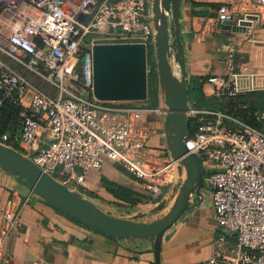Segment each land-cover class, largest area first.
Returning <instances> with one entry per match:
<instances>
[{
  "label": "built area",
  "instance_id": "2783aa9c",
  "mask_svg": "<svg viewBox=\"0 0 264 264\" xmlns=\"http://www.w3.org/2000/svg\"><path fill=\"white\" fill-rule=\"evenodd\" d=\"M3 15L10 19L0 24V107L9 102L20 110L19 134L6 132L0 144L12 148L18 142L22 155L71 191L70 184L85 188L88 172L113 163L157 206L162 188L181 178L168 154L149 152L147 134L136 124L141 116H164L163 107L99 101L92 94L94 44L139 43L154 51L150 0H0V20ZM212 18L219 26L251 23L225 43V75L206 80L212 96L234 103L241 94L264 91V69L236 72L234 65L241 47L259 43L250 30L264 23V0L221 4ZM237 109L187 111L185 145L200 160L219 229L208 264H264V106L253 116L254 125ZM20 209L13 198L0 208V264L11 259L5 241L19 224Z\"/></svg>",
  "mask_w": 264,
  "mask_h": 264
},
{
  "label": "crops",
  "instance_id": "0c3cea01",
  "mask_svg": "<svg viewBox=\"0 0 264 264\" xmlns=\"http://www.w3.org/2000/svg\"><path fill=\"white\" fill-rule=\"evenodd\" d=\"M253 1L180 0V40L184 47L188 78L225 75L224 45L239 34L221 30L213 22L214 11L221 4L236 7ZM250 31L259 43L250 50L241 47L239 51L247 55L248 60L244 65L247 72H256L264 69V28L255 25ZM202 92L208 99L225 103V99L218 100L212 96V86L206 82ZM163 120L164 116H141L136 124L139 130L147 134L146 148L160 158L167 155ZM101 177L139 193H146L140 188L139 182L122 168L105 162L100 171L88 172L85 189L108 201L114 199L100 187ZM175 185L173 181L162 188L159 202L171 195ZM202 192L201 202L164 234L160 264H208L214 255V242L219 229L211 199L205 190ZM205 196L208 202L204 201ZM12 198L21 203V209L19 224L5 241V253L11 258L7 264H155L149 239L110 238L85 228L32 194L16 177L0 169V208ZM193 202L197 203V200L193 199ZM154 208L151 202L147 209L136 210L132 214L142 213L143 217L138 221L151 222L158 219L148 217L151 213H159ZM1 222L0 213V226Z\"/></svg>",
  "mask_w": 264,
  "mask_h": 264
},
{
  "label": "water",
  "instance_id": "95a60500",
  "mask_svg": "<svg viewBox=\"0 0 264 264\" xmlns=\"http://www.w3.org/2000/svg\"><path fill=\"white\" fill-rule=\"evenodd\" d=\"M179 8L180 0H150L158 86L164 110L166 150L170 159L177 164L181 178V183L172 190L173 203L162 217L151 222H142L138 221L143 217L142 213L130 218L113 216L42 172L21 153L0 144L2 171L16 177L32 194L90 230L110 238L149 239L155 264H160V247L164 234L201 202L204 190L200 160L195 154H188L185 145L189 78L184 47L180 40ZM81 18L82 16L79 20ZM250 26L249 22H240L237 26L223 23L220 28L233 34H243L245 27ZM91 50L92 94L95 99L124 102L147 100V49L144 44H94ZM173 63L179 68L178 77L173 72ZM165 204L162 200L154 210H163Z\"/></svg>",
  "mask_w": 264,
  "mask_h": 264
},
{
  "label": "trees",
  "instance_id": "16d2710c",
  "mask_svg": "<svg viewBox=\"0 0 264 264\" xmlns=\"http://www.w3.org/2000/svg\"><path fill=\"white\" fill-rule=\"evenodd\" d=\"M262 28H264V23L262 24ZM152 55H153V59L155 60L154 51L152 50V48H148L147 58L151 57ZM208 78L209 76H191L189 78V88H188L189 106L194 109H214V110H222V111L225 108H231L232 106H236L238 108L237 115L247 123L254 125L252 121L253 116L264 106V91L258 90V91L248 92L249 97L242 96L241 94L237 96L234 103L225 100V103L223 104V102L221 101L218 102L217 100L214 99H208L203 95L202 87ZM153 84L156 85V87L158 86V74H157L155 61L154 64L151 65L147 71V87H148L147 100L144 102L148 107L155 108V106H152L148 103V97L150 93L152 95L158 94L157 91L153 89ZM238 98H240V100L237 103L236 101ZM245 103H247L248 105H245ZM244 106L246 108H243ZM19 110L20 108L13 106L9 102H4L0 107V140H1V136L6 132H11L13 135L19 134V130L16 126ZM247 113H249V115L246 119L245 115ZM189 130L190 127L188 121V131ZM12 148H14L19 153L21 152L18 147V142H15L12 145ZM133 179L135 180V178ZM99 185L106 193L112 196L114 201H108L102 198L97 193L87 190L85 188H80V189L81 190L83 189V191L87 193L88 196L91 198L93 197L99 200H104L109 204H115L117 206L120 205L127 209L128 208L131 210L133 209L135 211L143 210V209L145 210L149 206V203H151V199L148 193H144V194L139 193L129 187L112 182L106 179L105 177L100 178ZM76 223L79 224L78 222Z\"/></svg>",
  "mask_w": 264,
  "mask_h": 264
},
{
  "label": "rangeland",
  "instance_id": "374dc122",
  "mask_svg": "<svg viewBox=\"0 0 264 264\" xmlns=\"http://www.w3.org/2000/svg\"><path fill=\"white\" fill-rule=\"evenodd\" d=\"M16 1H19V0H16ZM4 18H7V19H10L9 15H3L2 16V20H0V24H4V23H9L7 20H4ZM259 27H262L259 26ZM2 31L6 34L7 33V29L6 27H3L2 28ZM247 55L246 54H243V53H236V56H235V62H234V65L236 67V72H240L241 69L244 67V65L247 63ZM154 61L156 63V60L153 59V55L149 58H147V67H146V70L148 71V69L150 68L151 65L154 64ZM173 72L174 74L178 77L179 76V68L176 64L173 63ZM28 79L30 81H32L35 85H37L40 89H42L43 91L47 92L48 94L50 95H55V91L53 89H51L46 83L40 81L39 79L35 78L34 76H29L28 75ZM148 88V87H147ZM153 89H155L157 91V95H152L151 93L149 94V97H148V103L152 106H155V107H162V99H161V96H160V91H159V86L156 87V85L153 84ZM242 96H245V97H249L248 93L246 94H242ZM240 98L237 99V103L239 102ZM245 105H248L247 103H245ZM174 181L176 182V185L177 184H180L181 183V179H174ZM73 184H70V187L71 188H74L73 191H76V192H79V194H81L84 198L90 200L91 202H93L98 208H100L101 210L105 211V212H109L111 213V215L113 216H116V217H120V218H125V216H128L130 218V216H133L134 214V211L135 210H131V209H127L123 206H120V205H115V204H109L107 203L106 201L104 200H99L97 198H91L88 196L87 193H85L83 191V189L81 190L80 188L78 187H74L72 186ZM168 190V187L165 189V191ZM173 200H174V197H173V194L171 193L170 196H168L167 198H165V208L161 211H159V213H151L148 217L149 219H153V218H160L162 217L167 211L168 209L170 208L171 204L173 203ZM204 201L205 202H208L209 199L205 196L204 197ZM143 204H146V203H143ZM152 212V211H151ZM160 216V217H159Z\"/></svg>",
  "mask_w": 264,
  "mask_h": 264
},
{
  "label": "flooded vegetation",
  "instance_id": "af4514ba",
  "mask_svg": "<svg viewBox=\"0 0 264 264\" xmlns=\"http://www.w3.org/2000/svg\"><path fill=\"white\" fill-rule=\"evenodd\" d=\"M203 178H204V175H203Z\"/></svg>",
  "mask_w": 264,
  "mask_h": 264
}]
</instances>
